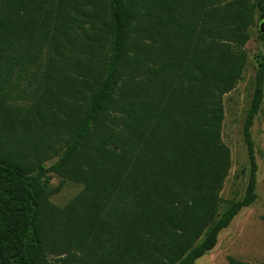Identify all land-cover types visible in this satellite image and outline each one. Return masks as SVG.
I'll return each instance as SVG.
<instances>
[{
  "label": "trees",
  "instance_id": "trees-1",
  "mask_svg": "<svg viewBox=\"0 0 264 264\" xmlns=\"http://www.w3.org/2000/svg\"><path fill=\"white\" fill-rule=\"evenodd\" d=\"M148 1L0 0V264H52L43 218L49 173L84 185V219L104 214V257L113 264H195L257 201L251 129L264 99V56L243 127L247 188L215 222L230 169L223 97L243 78L248 29L264 17V0ZM85 23L107 39V53L72 77ZM64 87L83 103L69 104L64 148L46 167L30 124ZM28 88L30 107L20 104ZM163 121L164 144L153 151L161 141L147 134Z\"/></svg>",
  "mask_w": 264,
  "mask_h": 264
},
{
  "label": "rangeland",
  "instance_id": "rangeland-1",
  "mask_svg": "<svg viewBox=\"0 0 264 264\" xmlns=\"http://www.w3.org/2000/svg\"><path fill=\"white\" fill-rule=\"evenodd\" d=\"M150 2L151 0L147 3ZM262 25L264 26V17L255 15L254 24L248 29L250 39L244 47L247 60L243 69V78L223 97L224 118L221 140L230 151V169L220 192L218 216L215 222L233 202L242 199L248 184L249 161L243 139V127L254 93L257 63L260 57L264 56V40L260 39ZM80 33L81 40L77 42V46L81 49L75 51L76 56L70 67L72 77L80 76L89 62L95 66L94 69L101 66L108 48L107 39L94 35L90 25L85 23ZM152 40L159 42L164 56V34L159 35L157 32ZM151 45H153L152 41ZM156 46L158 45L154 46V55L159 53ZM44 63L45 59L42 60V64ZM140 74L141 71L137 75L138 79ZM75 87L77 86H72L69 90H75ZM28 89L23 93L20 104L24 106L28 103L27 106L30 107L36 97ZM82 91L85 93L86 89L82 88ZM63 92L64 94L60 92L58 96L59 101L53 97L48 98L53 106L50 110L47 106L35 110L30 124L39 150L47 156L42 160L46 167L58 160V155L64 148L68 137L64 124L68 123L69 104L76 102L75 106H77L83 103L80 95L74 100L68 93L71 91H68L67 87H64ZM161 110V114L164 115V99L160 104ZM163 123L164 121L160 122L147 134L161 141L156 145L157 147L151 145L153 151L164 144ZM251 133L258 164L256 185L258 199L252 206L240 212L229 228L220 233L216 247L195 264H229L230 257L249 264H264V99ZM144 143L146 142H141L140 145ZM128 144L129 141L126 145ZM26 158L27 162L34 160L32 155H27ZM47 178V181L44 179L47 198L43 218L51 234L48 261L52 264H113L104 257L106 246L103 240L106 236L103 234L107 233L109 227L102 222L104 214L96 215L91 224L84 219L90 214L84 185L70 180L62 182L63 179L53 173L47 174Z\"/></svg>",
  "mask_w": 264,
  "mask_h": 264
},
{
  "label": "water",
  "instance_id": "water-1",
  "mask_svg": "<svg viewBox=\"0 0 264 264\" xmlns=\"http://www.w3.org/2000/svg\"><path fill=\"white\" fill-rule=\"evenodd\" d=\"M260 32L262 33V34H264V26L262 25V27H261V29H260Z\"/></svg>",
  "mask_w": 264,
  "mask_h": 264
}]
</instances>
